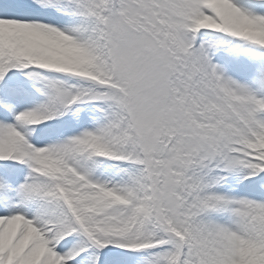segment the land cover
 <instances>
[{
  "label": "snow or ice",
  "instance_id": "obj_1",
  "mask_svg": "<svg viewBox=\"0 0 264 264\" xmlns=\"http://www.w3.org/2000/svg\"><path fill=\"white\" fill-rule=\"evenodd\" d=\"M0 264H264V0H0Z\"/></svg>",
  "mask_w": 264,
  "mask_h": 264
}]
</instances>
